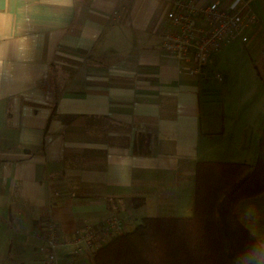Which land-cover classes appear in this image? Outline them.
Returning a JSON list of instances; mask_svg holds the SVG:
<instances>
[{
    "label": "crops",
    "instance_id": "crops-1",
    "mask_svg": "<svg viewBox=\"0 0 264 264\" xmlns=\"http://www.w3.org/2000/svg\"><path fill=\"white\" fill-rule=\"evenodd\" d=\"M174 1L41 6L31 64L0 86V264H46L32 234L50 220L67 240L110 217L192 218L199 162L256 166L264 107L242 103L245 88L264 87V0L252 4L260 26L207 80L161 50ZM238 215L264 238V194ZM59 258L94 264L68 246Z\"/></svg>",
    "mask_w": 264,
    "mask_h": 264
},
{
    "label": "trees",
    "instance_id": "trees-1",
    "mask_svg": "<svg viewBox=\"0 0 264 264\" xmlns=\"http://www.w3.org/2000/svg\"><path fill=\"white\" fill-rule=\"evenodd\" d=\"M257 164L199 162L192 218H144L94 254V264H241L258 239L238 215L264 194V132Z\"/></svg>",
    "mask_w": 264,
    "mask_h": 264
},
{
    "label": "built area",
    "instance_id": "built-area-1",
    "mask_svg": "<svg viewBox=\"0 0 264 264\" xmlns=\"http://www.w3.org/2000/svg\"><path fill=\"white\" fill-rule=\"evenodd\" d=\"M256 0H214L201 3L193 0H175L166 13L167 31L161 47L164 56L180 65V73L207 80V69L225 49L245 43L260 26V18L252 9ZM222 81V74L215 75ZM134 218L111 217L100 225H87L74 239H63L59 223L50 220L39 248L46 264H60L59 249L71 247L74 256L95 254L113 239L126 233L135 223ZM32 237L38 238L37 233Z\"/></svg>",
    "mask_w": 264,
    "mask_h": 264
},
{
    "label": "clouds",
    "instance_id": "clouds-1",
    "mask_svg": "<svg viewBox=\"0 0 264 264\" xmlns=\"http://www.w3.org/2000/svg\"><path fill=\"white\" fill-rule=\"evenodd\" d=\"M71 8L74 0H0V86L22 75L31 64L35 42L31 26L40 21L41 6ZM241 264H264V238L242 253Z\"/></svg>",
    "mask_w": 264,
    "mask_h": 264
},
{
    "label": "rangeland",
    "instance_id": "rangeland-1",
    "mask_svg": "<svg viewBox=\"0 0 264 264\" xmlns=\"http://www.w3.org/2000/svg\"><path fill=\"white\" fill-rule=\"evenodd\" d=\"M263 20H264V16H262ZM234 50H227L226 52H224L222 55L225 56L226 54L228 53H231L233 52ZM221 55V54H220ZM222 56V57H223ZM221 57V58H222ZM218 58V57H217ZM221 58L217 60V63L218 64L221 60ZM220 65V63H219ZM244 95H245V98H244V103H242L243 105H253V104H256V105H260L261 108L263 109L264 107V87L259 83V84H256V83H252L250 88L249 89H244ZM238 100H232L231 101V105H235L238 106L240 103L237 102ZM111 218V217H110ZM109 219V218H108ZM130 218H124L125 221L129 220ZM142 219H137V223L135 222L133 225H131V227H129L128 229H133L137 224H139L141 222ZM47 224L48 222L45 223L44 225V230L41 231L40 233L37 232V236L39 239L42 240L43 242V246L45 245V241L44 239H42V236L45 235V232H46V228H47ZM86 227V226H85ZM85 227L82 229V231L85 229ZM81 231V232H82ZM58 232H59V229H58ZM128 232V230H127ZM60 235V234H59ZM108 244V243H107ZM104 247V246H103ZM102 247V248H103ZM39 251V250H38ZM61 251V250H60ZM68 251L70 252V250L68 249ZM71 252H72V249H71ZM58 255H59V252H58ZM84 255H91L92 259L94 258V254H83L81 256H84ZM81 256H78V257H81ZM60 259V258H59Z\"/></svg>",
    "mask_w": 264,
    "mask_h": 264
}]
</instances>
